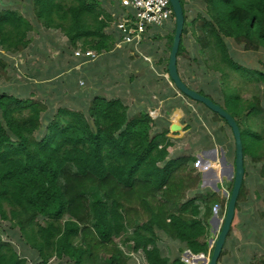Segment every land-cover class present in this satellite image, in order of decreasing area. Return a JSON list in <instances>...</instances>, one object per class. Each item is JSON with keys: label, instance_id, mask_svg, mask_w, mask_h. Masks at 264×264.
<instances>
[{"label": "trees", "instance_id": "obj_1", "mask_svg": "<svg viewBox=\"0 0 264 264\" xmlns=\"http://www.w3.org/2000/svg\"><path fill=\"white\" fill-rule=\"evenodd\" d=\"M26 1V15L46 29H58L72 48L81 42L100 52L117 41L104 32L115 20V8L105 13L96 8V0ZM200 1L204 16L187 24L180 0L184 25L177 51L179 76L180 68L187 66L178 59L187 56L188 30L207 31L199 40L202 48L214 50L232 70L239 67L227 60L222 37L247 50L264 49V0ZM32 28L21 13L0 9V51L20 52ZM173 33L166 35L168 52ZM7 64L0 52V79ZM250 76L264 82V72L252 71ZM230 94L222 93L221 107L240 129L243 165L245 156L263 162L259 135L255 132L245 146L239 120L244 110L246 119L264 112L257 100L241 102ZM45 109L36 101L0 94V218L10 222L11 230L17 228L8 236L17 235L25 251L19 255L11 242L0 238V264H47L53 256L67 257L71 264H128L114 242L122 236L134 252L141 251L146 264H183L160 256L159 233L194 256L206 253L211 204L225 207L227 201L198 189L201 174L189 167L191 155L171 158L167 148L173 133L168 128L152 132L156 119L142 111L127 115L126 106L116 99H94L87 116L57 108L44 127L40 114ZM24 111L29 114L22 116ZM222 132L217 124L216 135ZM197 201L204 206L203 221L197 218ZM244 201L241 186L235 211ZM127 229L131 234L124 238Z\"/></svg>", "mask_w": 264, "mask_h": 264}, {"label": "rangeland", "instance_id": "obj_2", "mask_svg": "<svg viewBox=\"0 0 264 264\" xmlns=\"http://www.w3.org/2000/svg\"><path fill=\"white\" fill-rule=\"evenodd\" d=\"M182 1L187 24H190L197 15L204 16V12H202L204 4L200 0ZM95 6L105 13H112L110 6H106L104 0H96ZM27 8L28 2L26 0H0V9H11L21 13L33 26L32 30L27 33L28 43L20 52L0 51L3 59L8 63L7 72L0 79V94L3 93L5 96L16 97L20 100L36 101L45 106L46 109L40 114V122L44 127L50 118L49 115H52L50 114L51 111H55L57 108H65L87 116L89 107L96 98L120 101L126 106L127 115H131L133 111L135 113L147 112L152 119L158 121V124L152 128V132H158L165 128L170 130V125L175 124L180 127V130H176V132L170 131L173 134L169 135L171 144L167 149L171 158L174 159L179 155H191L194 158V162L189 167L195 168V172L201 174L198 189L207 190L208 194L228 201L234 178V144L231 140L229 159L222 161L223 152H226L223 144L225 134L222 132L220 135H216V129L217 124L221 128L226 125L225 127L230 130L229 127L218 114H214L203 104L193 101L179 92L166 74V63L168 60L158 64V56L161 53H167L166 35L172 34L174 22L166 23L159 28V32L152 34L150 38L146 37L149 34L143 36L139 44L131 43V47L142 45L139 48L140 52L144 48L142 54L137 53L140 60L143 59L142 55H147L145 57L150 60L149 63L147 62L148 66L144 69L143 77L141 78H139L138 68L135 70L136 66H127L128 63L134 65L127 60L130 56L128 55L126 58L120 56L124 52L113 49L115 46L124 44L123 36L115 35L113 22L109 27L105 28L104 32L108 36H112L113 40H117L113 48L109 47L106 49V52L112 51L106 54L107 59L104 64L102 63L103 67L97 66L95 68L96 70L103 69L101 72H97V75L98 77L101 76V79H103L102 76L104 77L105 80L101 81L106 82V88L109 91H114V94H107V89L104 86V92L99 81L93 87H89L90 80H83L87 74L84 75V72L82 74L77 71L79 69L76 67L78 64L75 60H72V58L74 59L73 51L85 52L91 51V49L84 48L80 44L81 42L76 43L74 48L68 46L66 38L58 29H46L39 22L36 23L34 19L28 17L26 15ZM100 18L103 17L100 16ZM213 30L217 31L214 27ZM206 33L207 31L201 32L197 30L192 34L191 30H188V34L185 35L184 48L187 56L183 59H178L179 64L187 65L180 68V77L183 82L190 89L202 92L205 97L211 99L220 107L223 105L222 93L231 90L230 99L238 96L241 102H254L257 100L262 112H264V82L257 79V77L250 76L252 71L264 72V49L247 50L242 44L235 43L231 37H222L227 60L239 67L238 70H232L225 68V65L219 60L220 56L214 50L202 48L199 40ZM153 35L156 37H153ZM163 48H165L164 52L162 51ZM149 54L152 56H148ZM99 55L97 54L91 61L95 60ZM219 67H222V70H219ZM152 68L154 72L151 70ZM153 80H157L156 84ZM147 81L149 84H146ZM162 83L167 84L168 90L163 88ZM258 113L254 112L246 119L244 110L241 113L239 122L243 130L245 146L246 143L249 144L254 138L256 132L261 141L260 149L264 151V113ZM28 114L29 112L24 111L22 116H27ZM228 130L226 133L228 132L229 134L230 131ZM38 134L39 130L34 132L35 136ZM230 137L232 139V135ZM244 161L245 172L242 188H244L245 201L238 204V210L235 211V220L232 222V230H234L235 222L237 224V222L247 220V195L254 187L251 186V183L256 184L255 188L264 187V160L257 163L250 161V158L245 156ZM202 171H204L203 175L206 172L210 174L211 171V173L215 174V179L212 178L213 181L206 184L204 177H202ZM256 176L261 179V184L257 185L256 181H253ZM197 204H199L197 218L203 221L204 206L199 201H197ZM225 211L226 205L221 207L217 203L211 204L210 216L206 221V253L200 254V258L191 255L193 259L198 260V264L208 263L214 240L225 217ZM16 230V227L11 230L8 220L0 218V238L11 242L15 251L21 255L25 251L21 248L20 242L17 241V235L14 238L9 237L12 232H17ZM130 234L131 231L127 229L124 238ZM158 238L157 245L160 256L166 258L168 262L172 261L170 259L173 258L174 254H177L176 248L179 242L175 241L176 247L168 245V242L172 241L168 240V238L165 239L161 233H159ZM21 242H23L22 239ZM114 242L122 252L123 257L127 259L128 264H146L141 251L134 252L132 243L123 242V236L114 238ZM243 243L245 247L240 251L247 254V238L243 239ZM172 248L176 249L174 253ZM178 248V255L181 258L186 248L181 243H179ZM187 253L190 255L188 251ZM181 259L186 261L187 264H193L189 257H182ZM27 264L32 263L27 260ZM47 264H71V262H69L67 257L58 259L53 256L48 259Z\"/></svg>", "mask_w": 264, "mask_h": 264}, {"label": "crops", "instance_id": "obj_3", "mask_svg": "<svg viewBox=\"0 0 264 264\" xmlns=\"http://www.w3.org/2000/svg\"><path fill=\"white\" fill-rule=\"evenodd\" d=\"M104 1L106 2V6L108 7L110 6L111 10L114 8L116 9L115 18H117V16H119L122 13L123 10L119 5L120 0H104ZM156 32H159V28L151 29L148 33L149 35L146 37L150 38L151 35L155 34ZM116 34L120 35V33L115 31V35ZM153 37H156V36L153 35ZM144 40L142 41L144 42ZM130 45L131 43H124V44H120L119 46H115V48L113 49H117L118 51L120 50L123 51L124 53L121 52L122 55L120 56H124L125 58L128 55L130 56L129 58H127V60L133 63L134 65L128 63L127 66L128 67L136 66L135 70H137L138 68L137 71L139 73V78H141L143 77L144 69L148 66L147 62L149 63L150 60H147V57H145L147 55L145 56L142 55L143 59L141 60H140V57L137 56V53L142 54V52H144V48L141 50L142 52H140L139 50V48H141L142 45L132 46L133 48ZM120 46L121 48L119 49ZM163 50H165V48H163L162 51ZM111 51L106 52L105 50H101L100 55L93 61L85 60V59L79 60V59L72 58V60H75L78 64L76 66L77 68H79L77 71H80L81 73L84 72L85 73L84 75L87 74L86 76L83 75L84 76L83 80H90L88 84L89 87H93L99 81L100 85L102 86L103 91H104V88H103L104 86H105V89H107L106 82L101 81V80H105L104 77L102 76L103 79H101V76L98 77L97 75L98 74L97 72L99 71L101 72L103 69L101 70L97 69L98 70L97 71L95 68L97 66L103 67L102 65L105 63L107 59L106 54L110 53ZM148 56H152V55L149 54ZM168 56H169L168 51L167 53L166 52L161 53V55L158 56V64H162L164 63V60H168ZM151 70L154 72L153 68ZM76 73L78 74V72ZM153 81L156 84L157 80H153ZM146 84H149V82L147 81ZM161 85L163 86L164 89L168 88L167 84L165 83H162ZM91 90H93V88H91ZM106 91H107V94H114L113 90L109 91V89H107ZM129 110L131 111V109ZM227 130L228 129L224 126L223 132L225 134L224 136L225 138L223 140V144L226 146L225 148L228 151V154L226 152L225 153L223 152V154H224V160L226 161H227V158L229 159L228 155L230 153L229 148H230L231 140L233 141V139H231L230 137L231 132L228 134V132L226 133ZM225 154L227 157L225 156ZM201 173H202V177H204L206 184H208L210 181H213L212 178L215 179V176H214L215 174L211 173V171H210V174L206 172L203 175L204 171H202ZM253 181H256L255 183H257V185L262 183L261 179L257 178V176L256 178L253 179ZM255 185L256 184L251 183V186H254V187L249 191L250 193H248L247 195V220H244L243 222L242 221L237 222V224L236 222L234 223V228H233L234 230L231 229L229 236L226 237L224 245H223V249H222L223 254L220 255L217 264H264V187L255 188ZM235 225H236V230H235ZM164 238L167 239L165 236ZM245 238H247V254H244L243 252L240 251L241 249L245 247L243 243V239ZM175 243H176L175 241L168 242V245L176 246ZM178 247H179V243H178ZM178 247L176 248L177 254H174L173 258H171L170 260L173 261L174 259H179L180 261H182L183 264H187L186 261H183L181 258L189 257L192 263H198V260L193 259L191 257L192 254L187 249L184 250L180 258V256L178 255L179 254ZM176 249L172 248V252L174 253ZM187 251L190 253V255L187 253ZM199 256L200 255H197V257Z\"/></svg>", "mask_w": 264, "mask_h": 264}, {"label": "water", "instance_id": "obj_4", "mask_svg": "<svg viewBox=\"0 0 264 264\" xmlns=\"http://www.w3.org/2000/svg\"><path fill=\"white\" fill-rule=\"evenodd\" d=\"M169 2L174 15V33L166 66L167 76L181 94L193 101L203 104L210 111L218 114L221 118H223L227 123V126L230 128L234 140L233 186L226 204V211L223 223L216 239L214 240L213 249L209 261L207 263L217 264L223 249L225 239L230 231V227L235 215L236 201L243 181L244 165L240 130L235 119L232 118L230 114H228L223 108L215 104L209 98L199 94L197 91L190 89L180 78L177 70V51L184 25V15L180 0H169ZM176 130H180V127L176 126L175 124H171L170 131L176 132ZM223 160L224 156L222 157V161Z\"/></svg>", "mask_w": 264, "mask_h": 264}, {"label": "built area", "instance_id": "obj_5", "mask_svg": "<svg viewBox=\"0 0 264 264\" xmlns=\"http://www.w3.org/2000/svg\"><path fill=\"white\" fill-rule=\"evenodd\" d=\"M122 13L117 16L116 28L123 36L124 43L139 44L141 38L153 28H161L173 21V11L169 0H120ZM93 51L81 52L76 50L74 56L96 57Z\"/></svg>", "mask_w": 264, "mask_h": 264}, {"label": "clouds", "instance_id": "obj_6", "mask_svg": "<svg viewBox=\"0 0 264 264\" xmlns=\"http://www.w3.org/2000/svg\"><path fill=\"white\" fill-rule=\"evenodd\" d=\"M173 19H174V15H173ZM117 21V18H115V20H114V22H113V26H114V29H115V31H117L118 33H120V35H122L121 34V32L119 31V30H117V28H116V22ZM171 22H174V20L173 21H171ZM91 51H93V52H95L96 54H100L99 52H97V51H95V50H93V49H91ZM74 52L75 51H73V57H74V59H85V60H90L88 57H84V58H78V57H75L74 56ZM222 108V107H221ZM233 118V117H232ZM223 119V118H222ZM224 120V119H223ZM225 121V120H224ZM227 124V123H226ZM230 129V128H229ZM230 132H231V130H229ZM232 135V134H231ZM232 139H233V136H232ZM233 144H234V140H233ZM217 167V166H216ZM218 169V168H217ZM244 176V175H243ZM242 183H243V181H242ZM200 255V254H199ZM197 256V255H196ZM182 262V261H181ZM193 264H198V263H193Z\"/></svg>", "mask_w": 264, "mask_h": 264}]
</instances>
